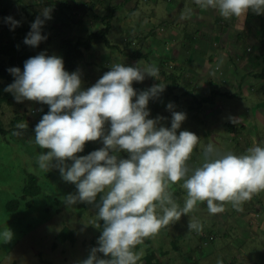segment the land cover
<instances>
[{
    "label": "rangeland",
    "instance_id": "rangeland-1",
    "mask_svg": "<svg viewBox=\"0 0 264 264\" xmlns=\"http://www.w3.org/2000/svg\"><path fill=\"white\" fill-rule=\"evenodd\" d=\"M45 1L55 6L61 3L62 6L56 9L55 18H49L42 26V33L47 34V39L36 46L30 45L35 54L46 50V54L62 56L59 44L61 37H69L73 40L84 39L89 32L104 25L100 17L99 20L96 19V15L89 11L86 15L91 17V22L75 23V12L80 10L79 6H75L78 0H0V8H6V15L20 18L30 27L36 16L47 8L39 6ZM31 2L38 7V9L35 8L36 12L29 8ZM93 2L96 3V0ZM106 2L117 3L118 14L124 11L119 1L105 0L97 4L104 6ZM160 3L161 6L164 3L168 8L172 7L166 0H161ZM104 12L105 10H98L97 14L101 16ZM186 17L189 29L195 38L194 41H190L188 49L184 48L186 40L182 36L178 37L177 42L174 41V37L169 34V30L174 27L169 29L171 25L163 22L166 24V30L165 37L161 36V44L154 38L153 32H150L147 40L151 44L146 45L144 50L141 33L146 32L147 29L139 27L137 21L124 23L119 17H115L116 20L112 21L114 28L110 29L107 36L116 47L106 46L101 39L92 41L91 49L85 51L84 57L79 62L78 70L81 73L82 87L87 88L95 83L104 72L110 69L111 64L116 62L131 65L138 63L140 66L156 64L166 73L180 75L182 73L181 76L179 75L178 85L171 91L167 87L170 79L161 74L158 77L159 81L155 77L151 80V75L148 74L143 81H133L137 91L158 82L166 84L163 92L157 96V107H154L151 99L149 100L150 116L165 117L166 119L161 123L170 127L172 110L167 108V104L171 101L174 103V110L185 111L187 115L181 124V129L194 131L200 137L192 152V155L200 159L199 163L203 149L208 143L215 144L221 151L231 150L242 153L244 140L241 136L257 133V135H264V115H260L259 118L255 113L259 103H262L260 108L264 113V81L259 79L261 77H255V73H259L264 65V29L258 23V19H253L247 24L249 35L239 36L244 32L243 27L240 34H234L235 41L239 40L235 42V55H220L221 52L218 50L219 56H216L208 50L205 58L202 49L206 42L201 40L198 32L202 29L206 35L208 28L203 27V21L191 20L188 15ZM201 17L206 19L207 16ZM211 17L209 20L212 19ZM2 18L0 14V23ZM179 31L181 29H178ZM193 35H190L189 39ZM180 47L188 52L189 59L179 63L181 67L179 71L170 61L172 57L169 54L172 55L173 48ZM218 47L223 48V45L220 44ZM136 50L144 54L136 58L130 57L129 53ZM155 50L159 51L158 54ZM223 50L229 52L226 46ZM256 54L257 59H255ZM202 59H205L204 65L199 64ZM199 73H205V75L209 73L210 79L204 75L201 77ZM200 78L207 81L200 82L204 83L205 87L202 86L201 89L196 90L194 85ZM187 80L193 82L194 89L187 85L185 82ZM185 89L190 91H184ZM215 89L219 90V93L213 101L196 107L193 97L200 98ZM179 94L182 95L177 98L176 95ZM189 105H195L194 109H189ZM15 114L24 115V119L19 123L27 122V128L21 130L22 135H16L14 133L16 128L10 127V120ZM0 118L3 125L9 128L5 139L0 135V229L8 226L13 232L11 240H0V264H75L76 261L89 255L91 248L99 243L97 238L101 235L102 228L94 225L93 210L79 207L78 202L67 205L64 201L65 195L77 191L75 183L63 179L59 169L55 167L48 171L38 167L36 157L41 151H47V149H42L35 143V125L42 118L35 100L26 98L23 101L15 100L12 105L3 104L0 107ZM240 121L245 123L244 127L247 131L244 130L245 128L240 129L238 132L241 136L233 137L228 122L239 125ZM105 127L107 128L108 124ZM259 140V143H263ZM91 141L98 147L103 145L100 138ZM120 155L126 157L128 153L122 150ZM187 162L190 166L195 164L191 158ZM27 172L39 177L41 192L32 198L22 199L21 188ZM172 187L184 197L181 202L177 200L183 205L187 198V189L183 187L182 180L173 182ZM260 199L263 200V198L252 197L251 200L244 202L243 211L233 208L231 202L225 201V210L218 213H211L206 201H200L187 214H182L179 220L170 222L161 227L157 233L145 237L139 250L142 253L141 256L146 253V247L149 246L157 253L162 264H187L188 258L185 254L187 252H191L195 258L198 257L201 264H216L218 258H222L225 264L230 261H232L230 264H264V211ZM258 207L261 208L258 209ZM194 218L201 221L202 230L188 227L189 222ZM65 225L70 229L71 235L67 240L62 241L56 235ZM172 239L176 240L178 249L173 246ZM199 244L206 250L193 251ZM99 255L104 254L99 253Z\"/></svg>",
    "mask_w": 264,
    "mask_h": 264
},
{
    "label": "clouds",
    "instance_id": "clouds-1",
    "mask_svg": "<svg viewBox=\"0 0 264 264\" xmlns=\"http://www.w3.org/2000/svg\"><path fill=\"white\" fill-rule=\"evenodd\" d=\"M197 3L201 8L216 9L225 18L246 17L249 11L264 13V0ZM48 18L51 8L42 10L31 22L25 43L36 46L47 39L42 26ZM4 21L10 28L21 23L12 15ZM8 71L15 79L5 90L17 101L28 98L50 106L35 125V143L47 149L36 157L38 167L45 171L58 167L63 179L74 182L77 189L65 195V203L94 204L99 218L94 225L101 227L99 221L103 220L98 245L75 264H140L142 253L136 245L179 220L198 202L206 201L211 213L223 212L225 201L243 211L244 202L264 190V143L258 142L242 153L221 151L208 143L201 162L194 167L188 164L200 137L181 129L186 112L174 110L170 101L171 125L166 126L161 123L166 118L151 117L148 107L149 100L159 96L166 84L158 82L140 91L133 86V81H143L146 74L158 80L156 64L112 63L87 88L82 87L79 70H67L62 56L48 55L46 50L27 58L23 70L13 66ZM25 128L27 122L18 123L14 133L22 135ZM97 138L103 141L101 147L76 154L83 151L86 141ZM122 150L127 151L126 157L120 155ZM66 158L73 162L69 164ZM181 180L187 189L183 205L177 202L172 187ZM188 227L202 230L203 224L194 218ZM12 237L8 226L0 229V240ZM216 264H224V260L218 258Z\"/></svg>",
    "mask_w": 264,
    "mask_h": 264
},
{
    "label": "crops",
    "instance_id": "crops-1",
    "mask_svg": "<svg viewBox=\"0 0 264 264\" xmlns=\"http://www.w3.org/2000/svg\"><path fill=\"white\" fill-rule=\"evenodd\" d=\"M17 1H21V0H17ZM99 1H100V3H99ZM103 1H105V0H96V3H94L93 0H78L77 3L75 4V6L76 7L79 6L80 10L75 12L76 13L74 16L75 23L84 22V21H88V22L90 21L91 22V19H90L91 17H89V15L88 16L86 15L88 11L93 12L94 15H96V19L99 20L100 16L97 14L98 10H101V11L105 10V12L101 14V16H102L107 12V9L109 6H111V5L117 6V3L112 4V3L106 2V4H104V6L97 4V3L101 4V2H103ZM106 1H116V2L119 1V4L121 5V9L124 10V11H120L119 14H118L117 9L115 10L114 15L110 19V24H111L110 29L114 28V26L112 25V21L114 22L116 20L115 17L116 18L119 17L122 20V22H124V23L137 21L139 27H142L143 29L144 28L147 29L146 32L141 33V38H142L141 42H142L143 50H144L146 45L151 44L147 40L148 39L147 35H149L150 32H153L154 38L158 39V41L161 44V36L163 35L165 37L164 32L166 30V27H165L166 22L171 25V26H169V29L174 27V29L169 30V34L171 37H174L173 38L174 41L177 42L178 37L182 36L184 38V40H186L184 43V48L188 49V46L190 47V41H194V39H195L193 33L189 29V25H188V21H187L188 18L186 17L188 15V17L191 20L194 19L195 21H198V20L203 21V27L207 26V28H208L206 35H204V31H202V29H200V28H199L200 30L198 32V35L200 36L201 40L204 41V43L206 42V44L203 43L204 49H202V52L204 53L203 55L205 58L208 55V54H206L208 50L215 53L214 55H216V56H219L218 55L219 52H217L218 50L221 52V53H219L220 55H224V56L225 55L228 56L229 54L235 55V53H236L235 42H238L239 40L235 41V38L233 37L234 34L235 33L237 35L240 34V32H242L241 29L243 27L244 32L241 33L239 36H243L244 34L249 35V33L247 32L249 29V26H247V24L253 19H258V23H260L259 16L262 17L263 22H264V14L263 13L262 14H254L255 12H253V11H249L247 13L246 17H235V16H233L231 18H225L223 16H219V12L216 9H213L211 7L207 8V9L201 8L200 5L197 3V0H166L168 2V5L169 4L172 5V7H170V8H168L167 5L164 3H162V6H161V3H160L161 0H106ZM40 6H46V4L42 3V4H40ZM59 6H60V4L58 5L57 10L59 9ZM29 8L31 9V11H34V12H36L35 8L38 9V7H35V5H32V2L29 3ZM189 9L191 10L190 12L188 11ZM133 13H135V14H133ZM185 13H188V14L185 15ZM131 14H133V15L129 16ZM162 14H164V15H162ZM169 14H172L173 16H171ZM56 15L57 14L55 12L54 15L51 17V19L53 17L55 18ZM165 15H167V16H165ZM202 15L207 16L206 19H203L201 17ZM210 16H212L211 20H209ZM16 18L21 20L23 23H25L22 19H20L18 17H16ZM163 22H165V23H163ZM150 23H152V27H150ZM178 29H181V31L178 32ZM203 30H204V28H203ZM167 34H168V30H167L166 35ZM190 35H193V36H191V39H189ZM143 36H144V38H143ZM235 37H236V35H235ZM220 44L223 45V48L218 47ZM224 46L228 47L229 52H225L223 50ZM198 47L199 46L197 45V48ZM145 51H148V50H145ZM158 52L156 51L157 54H158ZM156 53H155V55H156ZM187 55H188V52H185L182 47H180L178 49H176V48L172 49V55L169 54V56L172 57V58H170V61L173 62L175 69H177L179 71L181 70L179 63H181L183 61H187L189 59ZM215 58H217V57H215ZM255 59H257V54L255 56ZM196 63H198V62L196 61ZM191 64L192 63H190V65ZM199 64L204 65L205 59H202ZM176 74L178 76L180 75L179 73H176ZM181 75H182V73H181ZM199 75L201 77H203V75H204L208 79H210L209 73H206V75H205V73H199ZM259 79L261 81L262 80L264 81V76L259 78ZM203 81H207V80H203L202 78H200L197 82H195L194 87L196 88V90L201 89L202 86H204L203 85L204 83H200ZM185 82L187 83V85L189 84L190 87L193 86V82L191 80H189V81L187 80ZM194 87H192V88L194 89ZM184 91H190V90L185 89ZM202 96H206V95H202ZM177 98H178V96H177ZM194 104H195V101H194ZM261 105H262V103H259L257 105L258 110H255V113L257 114V116L259 118H260V115H264V113H262L263 109L260 108ZM194 107H195V105H189V109H191V110L194 109ZM241 121H243V118H241ZM241 121H240L239 125H236V126H238V127L241 126L240 129L243 130L245 128L244 127L245 123H242ZM244 130H246V128ZM239 133L240 132H237L235 135H237V137H240L241 135ZM257 134H253V135H251V134L243 135L242 134L244 137L241 136V139L244 140V145H243V149L241 150V152H244L250 146H253L254 144L258 143L259 139L264 143V135L261 136V135H257ZM233 137H236V136H233ZM194 156L195 155L191 154L190 158L192 159L193 164L195 163L194 166H196L197 164H199L200 159L199 158L197 159V157L196 156L194 157ZM254 197L255 198L256 197L263 198V200H261V199L260 200L262 201L263 205L261 207H263V211H264V190H262L259 194L258 193L254 194L253 198ZM183 200H184V197L182 196V201ZM260 200H258V201H260ZM261 207H258V209ZM253 213H254V211H253ZM253 213H251V216H253ZM256 214H257V212H256ZM263 220H264V216H263ZM201 235H203V234H201ZM200 237H202V236H200ZM205 250H206L205 247L203 245L199 244L198 246L195 247V249L193 251L203 252ZM231 262L232 261H230V263ZM230 263H228V264H230Z\"/></svg>",
    "mask_w": 264,
    "mask_h": 264
},
{
    "label": "trees",
    "instance_id": "trees-1",
    "mask_svg": "<svg viewBox=\"0 0 264 264\" xmlns=\"http://www.w3.org/2000/svg\"><path fill=\"white\" fill-rule=\"evenodd\" d=\"M42 3L46 4L47 8L52 7L51 9V17H52L54 13L56 12V9L58 8V6L52 5V3L48 1H45ZM60 6H62L61 3H60ZM116 9H117L116 5L109 6L107 9V12L104 15L100 16V20L102 21V23H104V25L94 31L89 32L84 39L73 40L69 37L60 38L59 44L62 50L64 66L67 70L69 71L78 70L80 60L84 57L85 51H88L91 49L92 41L95 39H101L103 43L108 47H116V45L113 44L107 36L110 30V26H111L110 19L114 15V12ZM5 11H6V8L4 7L0 8V14L3 16L2 21L0 23V107L3 104L12 105L14 101L16 100L12 92L5 90L6 86L15 79L14 75L11 72H9L8 69L13 66H19L21 70H23L24 61L30 56L36 55L34 49H32L29 44L24 42V38L29 32L30 27L25 25V23H23L20 20L21 23L19 25H17L15 28H10L9 23H6L4 21V17L7 16ZM254 14H257V13H254ZM14 18L17 19L16 17ZM259 21H260V26L262 27V29H264V22L261 16H259ZM120 51L124 52L122 50ZM124 54L126 53L124 52ZM142 54L144 53H142L139 50H136L134 52L129 53V56L132 58H136V57L141 56ZM48 55H51V54H48ZM145 55L147 54L145 53ZM159 70H160L159 74L163 75V77L165 78L170 79V82L167 85L169 91H171L173 88H175L178 85L179 76L177 74L166 73L165 71L161 69ZM263 76H264V65L259 73H255V77H263ZM150 79L153 80L154 77L151 76ZM217 93H219L218 90H212L211 93L206 96H201L200 98L193 97L196 107L202 106L205 102L213 101ZM181 95L179 94L176 96H181ZM35 101L37 105L39 106L40 113L43 116V114L49 110L50 106L46 102H40L37 100ZM151 101L154 102V107H157V104H156L157 97L151 98ZM23 119H24L23 114H15L10 120V127L17 128L18 123L22 121ZM228 127L231 133H233V136H235V134L241 128V126L238 127L231 122H228ZM8 133H9V128H6L3 125L2 120L0 118V135L3 137V139H5ZM97 148L99 147L95 145L91 140H89L85 142V147L83 151L78 152L76 154L84 155ZM66 159H68L69 164L72 163V161L69 158H66ZM55 168L59 169L58 167H55ZM40 192H41V186L39 185V177L33 173L27 172L24 184L21 188L20 197L22 199H25L27 197L32 198L40 194ZM173 195L176 198V200L180 202L182 201V195H180L178 191L175 190L173 192ZM97 199H99V194L97 196ZM14 201H16L17 203L16 199ZM78 206L85 208V209H92L95 214L94 222L99 219L98 216L96 215L97 209L94 206V204H89L86 201H78ZM99 223L101 225L100 228H102L103 220L100 219ZM165 233L169 234L168 231H165ZM69 235H71V231L65 225L57 233L56 237L64 241L68 239ZM171 241L173 243V246L176 249H178L176 247L178 245L176 243V240L172 239ZM142 245H143V241L142 243L136 245V250L139 251ZM185 254H186V258H188L187 264H201L198 258H195L194 256H192L191 252H187ZM87 256L88 255L84 256L82 259L87 258ZM140 262H142L140 264H162L157 253H155L149 246L146 247V253L143 256H141Z\"/></svg>",
    "mask_w": 264,
    "mask_h": 264
}]
</instances>
